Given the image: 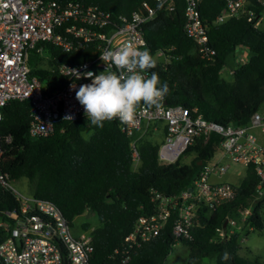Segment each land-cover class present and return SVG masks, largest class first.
<instances>
[{
	"label": "trees",
	"instance_id": "1",
	"mask_svg": "<svg viewBox=\"0 0 264 264\" xmlns=\"http://www.w3.org/2000/svg\"><path fill=\"white\" fill-rule=\"evenodd\" d=\"M115 14H130L143 1L155 5V0H90ZM185 3L178 0L174 11L159 8L145 25L147 48L155 54L159 49L174 47L176 57L156 72L168 92V105H182L202 113L207 119L227 124L246 125L254 112H264V26L258 27L244 16L231 17L222 23L213 20L224 3L221 0H200L201 17L208 26V44L216 51L211 57L203 55L196 41L184 30ZM43 54H30V73L38 77L47 89L56 90L65 83L58 67L63 62L75 63L87 59L88 50L64 52L50 43ZM243 46L248 58L238 63L236 54ZM48 61V65L43 63ZM224 66L234 68V74L222 73ZM31 103L28 99H12L2 108L0 120V168L12 183L22 177L33 187L32 196L55 203L64 217L74 226V219L82 214H95L97 223H82L90 229L95 247L92 264H165L175 245L188 248L184 264H264L240 254V240L252 229L264 226L262 209L264 194L254 203L251 216L243 219L240 209L250 204L259 183L253 164L245 166V173L237 183L238 193L233 200L215 207L202 204L189 237H176L172 215L153 239L135 247L126 262L123 243L134 229L140 216L155 212L154 192L177 195L189 187L202 166L214 157L222 137L212 133L205 141L196 140L174 162L163 164L158 151L163 141L152 139L150 129L136 132V146L140 158H132L131 142L121 129L119 120L105 121L97 127L90 120H60L48 136L34 137L29 133ZM166 131V125L159 123ZM86 132H89L86 135ZM164 138V137H163ZM192 156L185 161V157ZM21 199L15 192L0 184V215L7 209H20ZM236 220L240 228L230 230L226 220ZM224 230L222 237L218 231ZM79 232V231H77ZM7 232L0 229V242ZM228 253L229 258L224 259ZM0 264H5L0 258Z\"/></svg>",
	"mask_w": 264,
	"mask_h": 264
},
{
	"label": "built area",
	"instance_id": "2",
	"mask_svg": "<svg viewBox=\"0 0 264 264\" xmlns=\"http://www.w3.org/2000/svg\"><path fill=\"white\" fill-rule=\"evenodd\" d=\"M183 1L184 30L196 41L203 55L211 57L216 51L208 44V26L201 17L200 0ZM221 1L224 7L214 23L244 16L256 27L262 24L264 0ZM155 2L153 5L143 1L130 14H115L90 0H0V120L3 106L12 99L30 101L29 133L34 137L50 135L60 120L87 119L83 106L76 99L79 87L91 83L83 73L98 75L106 69L116 71L114 66L105 64L100 55L106 50H117L129 41L139 48L145 45L146 23L154 18L159 8L174 11L178 0ZM40 43H50L64 52L88 50L90 56L82 62L61 63L58 73L65 83L50 90L38 75L30 73L31 52H44V45ZM173 51L174 47L162 48L155 56L167 67L176 57ZM236 58L238 63H243L248 55L238 51ZM72 69L79 71L80 79L69 72ZM222 73L231 76L234 68L224 66ZM143 75L148 77L147 72ZM159 123L166 125L158 151L159 161L163 164L176 161L196 138L203 137L207 141L212 133L222 137L218 150L222 157L244 166L253 164L259 176L256 194L249 205L240 209L243 219L251 216L254 203L264 194V143L258 132L264 133V112L256 111L248 124L236 125L209 120L196 110L168 105L164 100L159 109L142 107L138 110L136 124L120 123L121 129L134 137L131 149L135 164L140 158L136 132L142 129L144 133L151 127L157 129ZM228 170V164L213 157L198 171L191 185L179 194L169 196L154 192L155 212L140 216L126 236L122 262L129 259L135 247L158 236L172 215H175L173 234L189 237L198 207L202 204L215 207L233 200L238 193L237 183L211 180V177L224 175ZM0 184L13 190L1 168ZM15 194L21 199L20 209H7L4 215H0V229L7 232L6 238L0 242V258L5 264H92L95 247L90 229L76 233L55 203ZM227 221L232 232L235 227L240 228L236 220ZM218 233L222 237L225 235L224 230Z\"/></svg>",
	"mask_w": 264,
	"mask_h": 264
},
{
	"label": "clouds",
	"instance_id": "3",
	"mask_svg": "<svg viewBox=\"0 0 264 264\" xmlns=\"http://www.w3.org/2000/svg\"><path fill=\"white\" fill-rule=\"evenodd\" d=\"M100 59L114 66L116 71L106 69L98 75L85 72L83 77L90 79L91 83L81 85L76 91V99L92 125L102 128L105 121L113 120L134 125L139 109L161 107L168 92L166 83H161L156 72L147 78L143 75L157 66V59L150 50H141L129 41L117 50H106ZM69 72L77 79L81 78L78 70ZM228 258L229 254L225 253L224 259Z\"/></svg>",
	"mask_w": 264,
	"mask_h": 264
},
{
	"label": "rangeland",
	"instance_id": "4",
	"mask_svg": "<svg viewBox=\"0 0 264 264\" xmlns=\"http://www.w3.org/2000/svg\"><path fill=\"white\" fill-rule=\"evenodd\" d=\"M262 26H264V12L262 15ZM239 52H244L246 55H248V51L246 48L241 47L238 49ZM44 65H48V61L45 59L43 61ZM150 137L155 140H162V134H163V127H158L157 129L151 127L149 128ZM163 131V132H162ZM261 133L260 131H258ZM89 132H86V135H88ZM192 156L185 157V161H188L191 159ZM221 153L218 151L214 159H220ZM223 163H226L229 165V170L226 174L221 175L219 177H211L212 181H223V180H229L234 183H239L242 179L244 173H245V166L240 163H234L229 158H223L221 159ZM11 187L15 192H17L19 195H23L24 197H31L33 192V187L27 180V178L22 177L18 180H14L11 183ZM262 216L264 221V207L262 209ZM85 221H90L92 225H95L97 223V217L95 214L89 213V214H82L77 216L74 219V226L73 230L77 233V231L81 230L82 223ZM240 254L244 257H248L250 259H254L257 256L262 257L264 259V226L262 229H252L249 234L244 235L242 239L240 240ZM188 248L186 246H183L182 244L178 243L175 245L174 249L171 251L167 258V262L165 264H184V260L188 255ZM205 264H210V259H205Z\"/></svg>",
	"mask_w": 264,
	"mask_h": 264
},
{
	"label": "crops",
	"instance_id": "5",
	"mask_svg": "<svg viewBox=\"0 0 264 264\" xmlns=\"http://www.w3.org/2000/svg\"><path fill=\"white\" fill-rule=\"evenodd\" d=\"M242 53H244V52H242ZM163 132V131H162ZM162 137H164V132H163V134H162ZM259 138H260V141L262 142V143H264V133H259ZM163 139V138H162ZM221 159H223V158H226V157H220ZM223 181H229V180H223ZM229 182H231V181H229Z\"/></svg>",
	"mask_w": 264,
	"mask_h": 264
},
{
	"label": "water",
	"instance_id": "6",
	"mask_svg": "<svg viewBox=\"0 0 264 264\" xmlns=\"http://www.w3.org/2000/svg\"><path fill=\"white\" fill-rule=\"evenodd\" d=\"M227 222H228L227 220L224 222V226H226V225H227Z\"/></svg>",
	"mask_w": 264,
	"mask_h": 264
},
{
	"label": "bare ground",
	"instance_id": "7",
	"mask_svg": "<svg viewBox=\"0 0 264 264\" xmlns=\"http://www.w3.org/2000/svg\"><path fill=\"white\" fill-rule=\"evenodd\" d=\"M156 58V57H155ZM238 62V61H237ZM18 100V99H17ZM165 101V100H164ZM128 136V135H127ZM133 158V157H132ZM34 196V195H33ZM28 197V196H27Z\"/></svg>",
	"mask_w": 264,
	"mask_h": 264
}]
</instances>
